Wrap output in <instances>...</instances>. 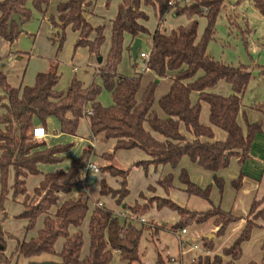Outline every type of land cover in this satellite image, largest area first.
I'll list each match as a JSON object with an SVG mask.
<instances>
[{"label": "trees", "instance_id": "16d2710c", "mask_svg": "<svg viewBox=\"0 0 264 264\" xmlns=\"http://www.w3.org/2000/svg\"><path fill=\"white\" fill-rule=\"evenodd\" d=\"M172 1L121 0L116 16L111 19V45L107 58L102 60L95 73L101 76L102 84L92 82L86 85L74 77L66 91L58 89L61 75L57 59L46 71L37 73L33 85L23 89L11 87L6 75L0 72L3 89L0 97L3 109L0 114V214L3 213L0 215V263L9 264L5 251L7 238L12 236L4 229L3 223L7 217L5 202L10 191L14 197L25 196V209L20 216L28 221L27 230L35 226L40 215L44 216L43 226L35 237L16 240L12 255L17 260L25 258L28 262L44 261L47 258H42L43 255H50L61 264H112L114 253H118L126 264L139 263L140 241L145 229L141 218L153 208H169L177 212L178 220L170 226L176 233L191 224L213 220L217 227L214 232L216 237L222 235L231 223L241 219L225 210L221 203H214L211 193L214 185L223 192L225 179L218 172L226 169L233 157H239L241 162L248 159L255 136L263 132L262 121H249L243 110L244 95L253 76L245 65L228 64L209 53L208 45L214 37L215 19L223 0H199L185 4ZM49 3L50 0H0V37L12 45L22 30L15 22L10 25L11 16L19 14L24 23L32 16V6L46 13ZM253 4L264 14V0H253ZM92 5L90 0H66L57 5V15H52L50 22L56 29L52 39L59 44V48L63 45L66 28L71 26L79 33L77 46H86L92 54L101 56L100 50L106 39L105 26H94L89 21L87 14ZM144 5H152L160 18L154 33L145 25L147 14ZM170 11L187 13L191 17L190 24L171 32L161 31L162 19ZM196 14H205L208 18L202 38L198 37ZM146 34L152 35V47L149 58L144 62L145 68L155 72L159 79L171 75L169 91L158 99L164 116L155 108L159 80L151 82L142 97L138 98L142 73L128 76L118 71L126 37H131L134 42ZM127 47L131 52V47ZM221 80L231 86L230 94L213 91ZM103 90L111 94L112 104L108 106L99 100ZM194 92L198 96L196 102L192 99ZM203 102L209 105L210 125L201 121ZM254 109L264 115V105H255ZM240 115L246 129L239 122ZM51 118L59 121L61 133L73 136L77 135L81 119L86 118L93 137L114 138L115 150L139 148L148 156L128 167L115 164L100 166L102 173L115 177L119 184L114 188L102 179L100 194L109 195L117 204L125 206L128 215L119 216L97 201L89 220L90 251L86 256L83 255L82 227L89 213V196L84 192L62 202L55 212L51 208L57 204L61 193L84 188L88 177L82 175L90 159V149L84 148L82 155L72 160L68 170L44 173L40 186L35 190L38 201L34 202L27 193V178L41 173V164H61L73 146L49 145L45 140L38 141L33 137L34 127L42 125L47 128ZM182 126L194 135V140L188 139ZM213 127L223 130L226 138L215 139ZM104 157L106 160L114 159L113 154H105ZM185 157L213 173L212 183L204 187L191 179L186 168L182 167L179 172L181 189L189 196L207 200L209 209L198 211L176 203L171 198V192L176 188L173 173L161 176L156 185L147 188L156 192L160 187L165 195H154L150 198L151 203L140 204L139 199L134 205L125 203L130 193L129 179L135 167L143 168L146 173L150 166L155 170L167 165L175 169ZM11 168L15 172V181L9 188L8 173ZM243 177L241 172L232 181L235 190L241 188ZM145 197V192H141L139 198ZM260 219H264V196L253 200L242 232L223 249L222 254H199L193 258L192 264H237L243 254V244L250 240L255 228L262 227ZM150 229L154 233L165 230L158 225H151ZM214 237L204 238V248L213 249ZM60 239L63 246L57 251L55 246ZM261 247L262 259L259 262L251 260L248 264H264V239Z\"/></svg>", "mask_w": 264, "mask_h": 264}, {"label": "rangeland", "instance_id": "374dc122", "mask_svg": "<svg viewBox=\"0 0 264 264\" xmlns=\"http://www.w3.org/2000/svg\"><path fill=\"white\" fill-rule=\"evenodd\" d=\"M63 1L66 0H50L46 13L32 6L31 18L23 23L22 32L12 45L0 37V72L6 75L7 82L11 87H21L23 89L27 85H33L37 73L44 72L50 68L52 63H56L55 59L59 61L58 72L61 75L58 89L66 91L74 77L86 85L92 82L102 84L101 76L95 73L102 62H100L99 58L101 57L104 61L107 58L111 45V19L116 16L121 0H90L93 5L91 8L92 12L87 14L89 21L94 26H105L106 39L101 47V56L99 57L92 54L88 47L77 46L79 33L73 30L71 26H68L65 30V38L61 48L52 39L55 36L56 29L52 27L50 17L57 15V5ZM182 1L181 3L185 4L198 2L199 0ZM143 9L147 14V19L144 21L145 25L151 33H154L158 28L160 18L152 5H144ZM194 19L198 21V37L202 38L208 24V18L205 14H196ZM190 22L191 17L187 13L178 14L170 11L163 17L160 29L161 31L171 32L179 26H188ZM215 29L214 37L208 45L209 53L217 60L235 66L245 65L251 71L253 77L246 89L243 104L247 108L248 120L252 121L253 116H256L258 120L261 115L258 110L254 109V106L264 105V14L256 9L253 0H223L221 10L215 19ZM132 45L133 42L130 47ZM151 47L152 35L146 34L143 37L140 53H148ZM134 63H136V67H134ZM118 71L128 76H132L136 72L142 73V83L138 98L142 97L143 92L151 82L159 80L156 84L155 93L157 100L155 108L160 115L163 113L158 99L170 89V74L159 79L155 72L145 68L144 60L139 55L136 58L132 56L126 45ZM215 89H219L215 92L224 95L232 92L231 86L224 80H221L215 86ZM1 95H3V89L0 86V97ZM192 98L195 102L198 100L195 92L192 94ZM99 100L107 106L112 104L111 94L107 90L102 91ZM2 112L3 109L0 106V114ZM201 121L206 125H210L209 105L206 102L202 103ZM213 128L215 139L220 140L221 138H217L216 132L224 134L223 130L217 127ZM182 131L188 136L189 140H194V135L187 132L185 127H182ZM52 134L56 136L53 143L73 144V146L60 166L42 165L40 169L41 173L32 174L27 178V193L33 198L34 202L39 200V196H36L35 190L40 186L44 173L54 172L58 169L68 170L72 160L80 157L84 148H88L91 151L89 160L94 161V163L100 166L106 163L105 154L114 155V159H107V164H115L120 167H128L137 160L146 158L145 152L139 148L115 150L116 140L114 138L93 137L85 118L81 119L76 136L61 133L60 127L57 130H53ZM155 135L158 138L161 137L157 134ZM182 167H185L189 171L191 179L201 186L205 187L213 181V173L191 163L188 157H185L180 166L175 169L168 165L164 166L162 171V167H159L158 170H155L154 167H149L148 173H146L143 168L135 167L130 177V193L125 203L134 205L138 199L140 204H144L147 201L151 203L150 198L156 195L157 192L147 190L148 186L156 185L162 173L163 175L173 173L174 182L177 187L173 190L171 198L176 203L187 206L190 209L198 211L207 210L210 207V203L207 200L198 196H189L181 189L179 172ZM102 172L101 170L100 173L91 174L95 178V181L92 183H88L87 181L85 184L87 188L83 189L89 196V213L82 227L84 233L83 254L85 255L86 253L89 254L90 251L89 220L96 202H101L102 206L114 210L119 216H121V211H127L123 208L122 204H117L111 196H102L100 194L102 179H105L110 186L114 188L118 187V182L113 176ZM82 176H84V172ZM224 179L225 186L223 192H220L217 186L214 185L211 199L216 204L221 203V206L226 210L231 209L233 206L237 191L232 186L229 175L227 177L224 175ZM14 181L15 172L11 168L8 173L9 188L14 184ZM145 190L146 197L139 198L140 193ZM159 190L161 191V189ZM75 195V190L61 193L57 204L51 208V211L55 212L62 202L75 197ZM24 203L25 196L19 195L14 197L12 191H10V195L5 202L7 217L4 220V227L7 233L12 236L7 238V249L5 251L6 254H9V256L6 255L9 259V264H28L27 259L20 258L16 260V257L12 255L15 242L17 239L29 240L33 236L35 237L43 226L44 216L40 215L35 226L30 230L26 229L27 220L20 216L25 209ZM177 215V212L169 208H153L142 215L148 222H142L145 229L139 247L141 257L139 263L133 264H179L180 262L182 264H191L192 258L197 257L199 254L211 255L205 252L212 250L217 253L223 252V249L230 246L241 233L239 231L241 224L234 222L227 227L222 235L214 237L213 249L205 248L204 251V238L214 234L211 230V228H215L213 222L206 221L200 224H191L187 227L188 233L179 236L180 232L176 233L170 229ZM170 217L174 220L172 221ZM151 225H158L165 230L154 233L150 229ZM260 240L258 235L252 234L250 240L245 243L242 257L238 260L237 264H248L250 259H256L255 255L261 254ZM195 244H200V249H194L193 246ZM55 248L58 251L62 249L61 239L58 240ZM203 251L204 253H202ZM180 254L183 256V260ZM42 258L56 259L50 255H43ZM112 264H126V262L120 258L118 253H114Z\"/></svg>", "mask_w": 264, "mask_h": 264}, {"label": "crops", "instance_id": "0c3cea01", "mask_svg": "<svg viewBox=\"0 0 264 264\" xmlns=\"http://www.w3.org/2000/svg\"><path fill=\"white\" fill-rule=\"evenodd\" d=\"M90 12H92V11L90 10ZM141 39H142V43H143V37ZM132 42L133 41L131 40V37H129V36L126 37V42H125L126 46H130L132 44ZM149 53H150V51L148 52V54ZM138 55L140 56V52L138 53ZM216 90H219V89H215V87H214L213 91L215 92ZM246 109L247 108L244 106L243 110L247 114V110ZM260 115H261V117H259L260 119H258V120L262 121L263 132H260V133H258L255 136V138H254V140L252 142L251 149H250V157L248 159H246L244 162H241L239 157H233L231 159V161H230V165L226 169H223V170L218 172V175H221L223 177H224V175L226 177L229 175L230 178H231V182L234 179L238 178V176L241 174V172L244 173L242 186H241V188L239 190H236L237 194H236V197H235V202H234L233 206L231 207V209H226V210L231 211L235 216L241 218V219L235 221V222H237V223L239 222V224H241L240 226L238 224V226L240 227V230H239L240 232H242V230H243V228H244V226L246 224L245 217L247 216V214H248V212H249V210L251 208L253 200L260 199V198H262L264 196V115L261 112H260ZM161 116H164V113H162ZM256 118H257L256 116H253V119H252L251 122H255L257 120ZM239 122L243 126V128L246 129L245 122H244V119H243L242 115H240V117H239ZM59 127H60L59 121L56 118H51L49 120V122H48V127L46 128L47 136L45 138L41 139V140H45L46 143L49 144V145H55V143H53V140H54V137H56V136L52 134V131L53 130H57ZM216 135H217V138H219V139L221 138L220 140H224V138L226 136V133L224 132V134H222V133L220 134V133L216 132ZM41 140H38V141H41ZM67 154H66V156H67ZM145 155H146L145 159H147L148 156H147L146 153H145ZM105 164H107V160H106ZM42 165H44V164L40 165V169H41ZM56 166H60V164H58ZM98 166H100V165H98ZM121 167H124V166H121ZM150 167L152 168L153 166H150ZM162 169H163V167L161 168V171H162ZM228 169H230V170H228ZM227 171H229V172H227ZM161 176H163V173L159 177H161ZM91 177H92V175L90 174L89 177H88V183H92V182L95 181V178H94V181L90 182L89 178H91ZM115 180L118 182V180L116 178H115ZM129 181H130V179H129ZM85 188H87V185H85L83 189H85ZM83 189L75 190L76 191L75 197H77L80 194L84 193L85 191ZM159 189H161V188L157 187V189H156L157 194L158 195H165V193L162 194L164 192L163 189H161V191ZM144 192H146V190ZM172 193H173V190L171 192V195H172ZM98 203H99L100 206H102L101 202H98ZM123 208H125V206ZM202 211H204V210H202ZM115 213H117V212H115ZM2 214L3 213H1L0 215H2ZM120 215L122 217L127 216L128 215V211H121ZM170 218H171L172 221L174 220L172 217H170ZM141 219H144V221L141 220L142 222H148L145 217H142ZM177 220H178V215L175 218V221H173V222H176ZM209 221L213 222V220H209ZM27 223H28V221H27ZM259 223L262 225V227L255 228L253 230L252 234L258 235L259 238L261 239L260 240V252H261V254L260 255H258V254L255 255L254 257L256 259L253 258V259H250L249 261L254 260V261H258L259 262L262 259V257H263V250H262L261 244H262V241L264 239V219H260ZM213 224H214V222H213ZM3 226H4V223H3ZM214 227L215 228H211V230L213 232H215L217 230V227L215 225H214ZM4 229H5V227H4ZM72 231L75 232V229H73ZM187 233H188V231H187ZM18 240H20V239H18ZM245 243L243 244V248H244ZM196 245L198 246V248H195ZM15 246H16V242H15ZM62 246H63V240H62ZM193 247H194V249H200V244H195ZM14 249H15V247H14ZM204 251H205V248H204ZM204 251L202 253H204ZM205 253H208V254L210 253L211 255L212 254L213 255L222 254V252L221 253H217L214 250L207 251ZM6 255L9 256V254H6ZM83 255L86 256L87 253H86V255L85 254H83ZM181 257H182V260H183V256L182 255H181ZM16 260H17V258H16ZM47 260L48 261L58 262L56 260H51L50 258H47ZM192 260H193V258H192ZM192 260H191V264H192ZM225 260L227 261L228 258L225 257ZM29 263L30 262H28V264ZM185 264H187V263H185Z\"/></svg>", "mask_w": 264, "mask_h": 264}, {"label": "built area", "instance_id": "2783aa9c", "mask_svg": "<svg viewBox=\"0 0 264 264\" xmlns=\"http://www.w3.org/2000/svg\"><path fill=\"white\" fill-rule=\"evenodd\" d=\"M185 2H189L190 0H184ZM176 2H183L182 0H173L172 3ZM140 58L145 61L149 58V54L145 52L140 53ZM47 136V130L44 126L42 125H37L33 129V137L37 140H41ZM100 172V166H98L96 163H94L92 160H89V162L86 165L85 171H84V176L89 177L90 174L92 173H99ZM144 221V219H142ZM187 233V229L184 228L180 231L179 236ZM195 248H198L196 245Z\"/></svg>", "mask_w": 264, "mask_h": 264}, {"label": "water", "instance_id": "95a60500", "mask_svg": "<svg viewBox=\"0 0 264 264\" xmlns=\"http://www.w3.org/2000/svg\"><path fill=\"white\" fill-rule=\"evenodd\" d=\"M15 22L18 26V28L20 30H22V27H23V22L20 18V15L19 14H13L10 18V25ZM142 48V39L140 37L136 38L133 42V45L131 46V51H132V54L134 56V58L137 57L138 53L140 52ZM100 62L102 61V58L100 57L99 58ZM89 181L92 182L94 181V178L91 177L89 178ZM215 235L214 234H211V235H208L207 237L208 238H213ZM29 264H61L59 262H55V261H48V260H45V261H32L30 262Z\"/></svg>", "mask_w": 264, "mask_h": 264}]
</instances>
